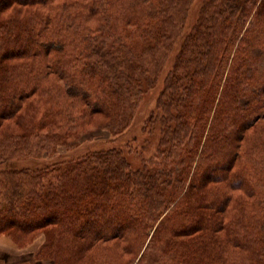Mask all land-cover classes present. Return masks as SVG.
<instances>
[{
	"label": "trees",
	"instance_id": "1",
	"mask_svg": "<svg viewBox=\"0 0 264 264\" xmlns=\"http://www.w3.org/2000/svg\"><path fill=\"white\" fill-rule=\"evenodd\" d=\"M192 2L0 0V237L32 261L264 264V0Z\"/></svg>",
	"mask_w": 264,
	"mask_h": 264
},
{
	"label": "rangeland",
	"instance_id": "2",
	"mask_svg": "<svg viewBox=\"0 0 264 264\" xmlns=\"http://www.w3.org/2000/svg\"><path fill=\"white\" fill-rule=\"evenodd\" d=\"M204 0H193V2L189 5V9H188V15H189V22L193 21L198 7L201 4V2ZM156 97V94H150L147 99L145 100V102L143 103V107L147 108V110H149L150 108H152L153 104H154V99ZM140 123V122H139ZM138 123V124H139ZM90 135L94 136V138L91 140L89 137ZM125 137V136H123ZM122 137V138H123ZM111 138L110 134L108 131L106 130H94L92 132H88L87 134L83 135L79 140L78 143L75 144L74 147L67 149L65 147H58L57 149V154L56 156H53L52 159H56V158H63V157H69V156H76L79 155L87 150H91V149H98V148H102V147H107L110 145H114V142L109 141V139ZM106 139H108L107 141H105ZM157 142V137L154 136L148 140V146H147V152H141V149H138V153L140 154V156L142 157H147L148 153H151L155 147V143ZM141 143V137H137L135 141H132L130 143H128L127 145L131 146V148H134V146H139L143 144ZM141 157H138V155H136V157L132 158V160H134V164L137 163V160L140 159ZM39 241L40 238H37L36 241Z\"/></svg>",
	"mask_w": 264,
	"mask_h": 264
},
{
	"label": "crops",
	"instance_id": "3",
	"mask_svg": "<svg viewBox=\"0 0 264 264\" xmlns=\"http://www.w3.org/2000/svg\"><path fill=\"white\" fill-rule=\"evenodd\" d=\"M41 240L35 241L27 248H17L7 237H0V264H53L47 259L32 261L33 252L37 249Z\"/></svg>",
	"mask_w": 264,
	"mask_h": 264
}]
</instances>
